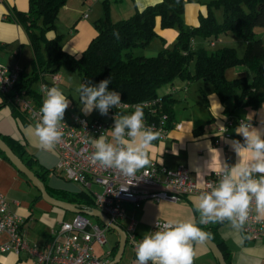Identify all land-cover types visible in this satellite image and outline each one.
Returning a JSON list of instances; mask_svg holds the SVG:
<instances>
[{"label": "crops", "instance_id": "0c3cea01", "mask_svg": "<svg viewBox=\"0 0 264 264\" xmlns=\"http://www.w3.org/2000/svg\"><path fill=\"white\" fill-rule=\"evenodd\" d=\"M159 1L161 0H68L58 12L56 30L48 32L46 38L61 34L63 49L69 54L77 56L96 35L94 22L102 16L105 4L109 6L111 19L116 21L128 18L136 11ZM207 1L210 0H186L183 23L189 26L196 25L199 15L206 13L207 8L203 3ZM27 9L28 0H0V63L7 67L19 66L21 73L27 74L28 78L33 70L34 52L26 33L14 20L16 11H26ZM85 14L86 16H84ZM155 30L157 36L147 46L149 49L159 52L175 41L177 28H161L159 18L156 19ZM218 39L226 44L228 42L227 34L219 35ZM215 42L213 41V45ZM27 64H31L30 72L25 71ZM224 74L228 80L239 76L247 78L251 76L249 70L242 65L229 67ZM45 78L48 79L49 76ZM35 82H38V79ZM62 82H64V86H61ZM193 82L176 79L172 83L165 84L158 92V95H168L170 99L174 100L173 114L170 117L171 128L164 139L157 138L152 142L147 150V158L149 161L156 160L170 169L184 165L190 170L191 176L198 183H202L212 172L224 170L227 163L230 168L240 159L232 146V142L236 140L243 143V138L235 132L240 125L236 124L230 127L227 132L219 131V128L227 127V120L233 117L250 121L252 127L264 132V101L256 108L234 107L230 102L228 103L229 108L226 109L211 84L209 85L206 80L201 79L196 80L195 84ZM34 83L31 84V87L36 90L38 83L37 86ZM82 83L87 82L81 79L79 84ZM65 84L69 85L66 89H70L75 84L74 78L62 74L60 82L54 86L63 91ZM65 96L70 98L71 103H74L82 113L79 96L75 97V101H73L70 92ZM84 116L90 119L101 117L99 111H93L90 115ZM175 122L181 123L182 127L180 129L173 128ZM29 125H34L30 118L0 94V134L18 141L24 147L26 153L34 158L32 163L34 170L38 168L54 169L57 161L56 152H41L35 138L28 134ZM109 141L114 143L112 139ZM242 158L247 162L249 154L242 153ZM47 185L51 190H67V194L51 191L50 195L59 200L73 203L79 208V202L69 201L74 196L73 192L82 191L79 185L74 186L75 189L63 188L56 182ZM0 191L10 202L11 210L21 217L20 232L31 245L44 246L54 230L58 228V224L62 220L73 218L76 214L44 201L39 195V191L27 178L1 155ZM196 195H187L178 201L148 199L141 201L138 206L126 202L123 206L127 216L135 220L137 234L144 236L150 232L152 224L157 220L198 223L200 214L196 211V202L192 199ZM87 216L89 217V215ZM91 217L96 222L102 223L97 217ZM200 227L210 233V238L228 254V264H264V237L253 240L245 235L241 228H233L229 221L209 223L200 225ZM7 240V235L0 233V243ZM193 243L197 253L194 264H219L206 243L202 245ZM115 244L107 249H112ZM104 245L93 244V252L96 256V251L100 252L98 257L104 255ZM133 254L132 258L130 255L124 257L123 253L122 258L116 264H135L136 253L133 251ZM0 264L37 263L26 251H21L19 254L7 251L0 253Z\"/></svg>", "mask_w": 264, "mask_h": 264}, {"label": "trees", "instance_id": "16d2710c", "mask_svg": "<svg viewBox=\"0 0 264 264\" xmlns=\"http://www.w3.org/2000/svg\"><path fill=\"white\" fill-rule=\"evenodd\" d=\"M67 1L28 0L26 11L15 12L14 20L26 33L34 52L33 70L28 78L27 74H20L18 88H26L37 97L31 84L38 79L39 71L45 76L64 66L93 85L110 79L109 90L118 92L127 102L155 97L158 88L176 79L209 81L226 109L230 102L234 107L256 108L264 101V38L256 31V27H264V0H210L206 3V13L199 15L194 26L183 23L186 0H161L116 21L111 19L109 6L105 4L102 16L94 22L96 35L77 56L63 49L61 34L46 38V33L55 28L58 12ZM215 8L222 9L221 21L215 16ZM157 18L161 28H177L175 41L154 56L134 55L135 49L147 46L157 36ZM226 31L246 40L244 55L239 56L230 46L212 52L195 45L191 47V39L212 42ZM239 65L249 70L250 78L239 76L228 80L225 70ZM162 98L163 110L171 117L174 100L168 95ZM0 137L44 182L49 194L51 191L67 194L64 189L51 190L45 182L49 170H34V158L18 141L1 134ZM0 155L8 160L1 150ZM73 193L69 201H77L80 206L94 204L83 191ZM117 248L118 242L112 248L113 256ZM220 250L228 264V254Z\"/></svg>", "mask_w": 264, "mask_h": 264}, {"label": "built area", "instance_id": "2783aa9c", "mask_svg": "<svg viewBox=\"0 0 264 264\" xmlns=\"http://www.w3.org/2000/svg\"><path fill=\"white\" fill-rule=\"evenodd\" d=\"M194 45L195 41L191 39V47ZM210 45H213V41ZM20 74L19 66L7 67L0 63V94L6 101L21 109L35 125L40 120V108L45 98L41 85L52 87L60 82L61 75L59 72H52L44 76L39 71L36 97L26 88L17 87ZM46 76L49 78L46 79ZM138 103L144 107L145 125L158 133V139H164L171 128V118L163 110V98L160 95L135 102H127L121 97L120 106L110 109L107 116L101 115L100 118L93 119L84 116L76 105L71 103L66 110L61 129L62 141L55 149L57 161L53 169L79 185L81 190L92 198V206L81 205L79 208L85 211H102L111 222L125 231L126 243L135 253L136 246L143 236L137 234L136 222L127 216L124 203L130 202L138 206L141 201L148 199L178 201L187 195H199L201 191L213 190L223 175V170L215 171L202 183H198L184 165L170 169L156 160H151L134 176L128 177L117 169L105 168L93 162L95 149L92 147V141L102 134L111 140V128L116 114L131 113L134 111L133 106ZM242 121V118L230 117L227 127L219 128V131L227 132L230 127L240 125ZM247 122L251 124L250 121ZM181 127L179 122L173 124L175 129ZM228 165L229 163L227 168ZM21 222V217L11 210L10 202L0 191V233L6 234L8 238L6 242L0 243V253L13 251L19 254L26 251L37 264H108L113 259L112 249H106L102 257L93 252L94 243H106V231L109 227L101 222L91 221L84 213H76L73 218L62 220L42 247L31 245L21 234ZM164 223L166 221H155L150 232L156 231L157 225ZM241 230L253 240L264 237V218H257L254 201Z\"/></svg>", "mask_w": 264, "mask_h": 264}, {"label": "clouds", "instance_id": "9594fccd", "mask_svg": "<svg viewBox=\"0 0 264 264\" xmlns=\"http://www.w3.org/2000/svg\"><path fill=\"white\" fill-rule=\"evenodd\" d=\"M110 79L99 84L82 83L79 88L81 111L90 115L99 111L107 116L110 109L121 105L120 94L109 90ZM45 98L40 108V120L29 125L28 134L35 138L38 149L44 153L54 152L61 143L66 110L71 101L56 87L41 85ZM128 114H116L111 128L112 141L102 134L92 141L95 149L93 162L105 168H114L123 175L132 177L144 168L149 160L147 150L157 139L154 132L144 123V107L138 103ZM243 143L232 142L240 158L238 163L224 167L222 178L211 191H201L192 197L196 202L199 222L168 221L157 225V230L146 233L136 246L135 264H194V243L204 244L211 234L200 225L229 221L233 228H241L248 219L251 204L255 203L257 218H264V132L242 121L235 130ZM242 153L249 154L247 162Z\"/></svg>", "mask_w": 264, "mask_h": 264}, {"label": "rangeland", "instance_id": "374dc122", "mask_svg": "<svg viewBox=\"0 0 264 264\" xmlns=\"http://www.w3.org/2000/svg\"><path fill=\"white\" fill-rule=\"evenodd\" d=\"M207 2H209V1H207ZM207 2H204L203 4L206 6ZM206 11H207V9H206ZM214 12H215V16H216L217 20L221 21L222 20V9L221 8H218V9L215 8ZM38 23H41V21L39 20ZM55 30H56V23H55V28L53 30H50V31L54 32ZM50 31H48V32H50ZM256 31H257V34L259 36L264 38V27H256ZM58 33H60V32H58ZM224 34H227V36H228L227 44L224 43L222 40H219L218 38L214 39V41H216L214 45H210V43L208 41H205V40H202V39H196L195 40V47H197V48L203 47L208 52H212V51H215L216 49H218L220 47L230 46V47H233L235 49L236 53L239 56L244 55L245 50H246V40L236 36L231 31H226V32H224V33H222L220 35H224ZM147 46L139 48V49H135L133 51L134 55L154 56V55H156L158 53L156 50L149 49V47H147ZM41 50L44 52V45L43 44L41 45ZM30 70H31V64H27L25 71L26 72H30ZM59 73L61 75L63 74L64 76L66 75V76H70V77L74 78V82H75L74 86L73 87L70 86L71 87L70 89H66V87L68 88L69 85L65 84L66 86L63 89V92L66 95H69V92H70V94L73 97V101H75V97L79 96L78 88L80 86L79 83H81V76L76 71H71V70L67 69L64 66L59 68ZM195 82L196 81H194L193 84H195ZM37 83L38 82H35L34 85L37 86ZM207 83L209 85L211 84L209 81H207ZM164 85H162L160 88H158L157 92H160ZM61 86H64V82L61 83ZM69 100L71 101L70 98H69ZM45 182L47 184H50V185H51V183L56 182L61 187L69 188V189H75L74 186H77L76 183L67 180L63 176V174H60L57 171H54L53 169L49 170L48 173L45 175ZM68 213L70 214V212H68ZM89 219L91 221H95V219L92 218L91 216H89ZM106 239H107V243L104 245L105 249H107L110 246H113L115 244V242L119 239V236H118L116 231H114L113 229L109 228L106 231ZM105 249H103V250L105 251ZM96 253H97V256H99L100 252L96 251ZM126 255H130L132 258H133V255H134L133 254V250L129 246V244L125 245L124 257Z\"/></svg>", "mask_w": 264, "mask_h": 264}, {"label": "water", "instance_id": "95a60500", "mask_svg": "<svg viewBox=\"0 0 264 264\" xmlns=\"http://www.w3.org/2000/svg\"><path fill=\"white\" fill-rule=\"evenodd\" d=\"M0 150L5 154V156L14 165V167L20 173H22L27 178V180L39 191L40 196L44 201H46L51 205L62 208L64 210H68L74 213H84L89 216L97 217L102 221L104 225H107L110 229L115 230L119 234L118 248L113 256V259L108 264H116L120 261V259L123 256L126 245V233L121 227L111 222L110 219L102 211L98 209H94L93 211H85L83 209L76 207V205L73 203L59 200L51 196L48 193L44 182L41 179H39V177L34 173L32 169L26 166V164L22 161V159L14 153V151L8 146V144L1 137H0ZM205 243L211 250L214 257L218 260L219 264H226L224 256L218 245L211 238H208L205 241Z\"/></svg>", "mask_w": 264, "mask_h": 264}]
</instances>
